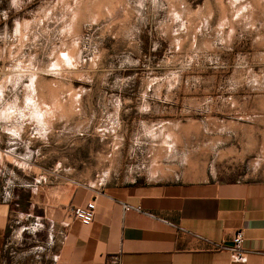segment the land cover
I'll return each instance as SVG.
<instances>
[{
    "label": "rangeland",
    "instance_id": "rangeland-1",
    "mask_svg": "<svg viewBox=\"0 0 264 264\" xmlns=\"http://www.w3.org/2000/svg\"><path fill=\"white\" fill-rule=\"evenodd\" d=\"M0 14L7 264H52L31 204L63 187L264 181V0H0Z\"/></svg>",
    "mask_w": 264,
    "mask_h": 264
},
{
    "label": "crops",
    "instance_id": "crops-1",
    "mask_svg": "<svg viewBox=\"0 0 264 264\" xmlns=\"http://www.w3.org/2000/svg\"><path fill=\"white\" fill-rule=\"evenodd\" d=\"M61 190L31 204L44 210L52 264H106L110 256L120 264H264V181ZM90 202L96 217L86 227L70 211ZM13 213L0 200V264L16 233ZM238 231L241 260L218 248L231 247Z\"/></svg>",
    "mask_w": 264,
    "mask_h": 264
},
{
    "label": "built area",
    "instance_id": "built-area-1",
    "mask_svg": "<svg viewBox=\"0 0 264 264\" xmlns=\"http://www.w3.org/2000/svg\"><path fill=\"white\" fill-rule=\"evenodd\" d=\"M8 19L7 15L0 14V26ZM71 216L79 221L82 225L88 227L92 225L96 217V204L94 202L88 203L85 207H73L71 209ZM245 237L243 231H238L232 240V246L221 244L218 248L222 251L227 250L233 253L234 257L238 260L244 258L243 245ZM106 264H120V258L118 256L108 257Z\"/></svg>",
    "mask_w": 264,
    "mask_h": 264
}]
</instances>
